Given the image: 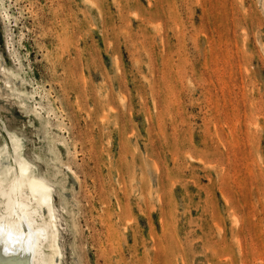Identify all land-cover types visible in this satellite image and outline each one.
Masks as SVG:
<instances>
[{
  "label": "rangeland",
  "instance_id": "rangeland-1",
  "mask_svg": "<svg viewBox=\"0 0 264 264\" xmlns=\"http://www.w3.org/2000/svg\"><path fill=\"white\" fill-rule=\"evenodd\" d=\"M22 163L53 264H264V0H0Z\"/></svg>",
  "mask_w": 264,
  "mask_h": 264
},
{
  "label": "bare ground",
  "instance_id": "bare-ground-1",
  "mask_svg": "<svg viewBox=\"0 0 264 264\" xmlns=\"http://www.w3.org/2000/svg\"><path fill=\"white\" fill-rule=\"evenodd\" d=\"M2 174L0 171V264H53L44 250L49 244L58 246L50 185L34 176L27 163L20 164L11 178ZM45 208L50 220L44 218Z\"/></svg>",
  "mask_w": 264,
  "mask_h": 264
}]
</instances>
